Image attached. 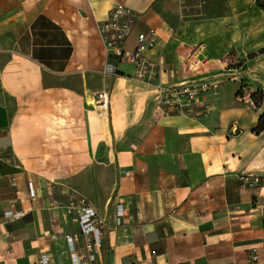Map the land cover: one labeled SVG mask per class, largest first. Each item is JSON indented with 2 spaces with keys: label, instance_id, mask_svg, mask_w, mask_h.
I'll list each match as a JSON object with an SVG mask.
<instances>
[{
  "label": "crops",
  "instance_id": "obj_1",
  "mask_svg": "<svg viewBox=\"0 0 264 264\" xmlns=\"http://www.w3.org/2000/svg\"><path fill=\"white\" fill-rule=\"evenodd\" d=\"M256 2L0 0V264H39L42 255L72 264L85 254L81 200L105 220L92 264H264V130L254 131L264 100L256 108L252 99L264 95V11ZM118 4L138 16L125 49L157 31L147 53L160 66L157 82L218 83L196 115L164 113L155 87L106 53L97 26ZM193 55L199 70L184 71ZM99 94L109 98L103 114Z\"/></svg>",
  "mask_w": 264,
  "mask_h": 264
},
{
  "label": "built area",
  "instance_id": "obj_2",
  "mask_svg": "<svg viewBox=\"0 0 264 264\" xmlns=\"http://www.w3.org/2000/svg\"><path fill=\"white\" fill-rule=\"evenodd\" d=\"M138 16L125 5L118 4L113 7L107 19L98 24L97 28L103 41L106 53L114 56L119 63L129 64L134 67V77L136 80L155 87L157 91L156 101L164 113L194 116L202 107V98L215 91L218 83L213 80H203L191 84L177 86H166L157 78L161 74L158 63L148 59L147 53L158 43L159 36L155 29H149L147 32H140L136 38V45L133 50L125 49V44L134 33ZM200 61L196 56L190 57L189 61L183 64L184 71L196 72L199 70ZM110 72L116 73L118 68L115 65H106ZM97 105L106 107L108 105V95L99 94L96 99ZM233 135L239 133L237 123L230 127ZM129 175V173H127ZM248 182V179H245ZM251 186L253 184L250 183ZM30 196H35L33 186L30 184ZM116 225L120 226L122 218L125 216V207L123 203H118L115 207ZM77 221L80 227L81 235L85 236V254L74 253L72 264L94 263V246H100L102 241V227L105 220L90 205L81 200V205L76 209ZM6 217L20 218V213L7 211ZM69 243L78 240V236H67ZM49 257L42 255L39 264H49ZM252 262H257L258 256L254 254L251 257Z\"/></svg>",
  "mask_w": 264,
  "mask_h": 264
},
{
  "label": "trees",
  "instance_id": "obj_3",
  "mask_svg": "<svg viewBox=\"0 0 264 264\" xmlns=\"http://www.w3.org/2000/svg\"><path fill=\"white\" fill-rule=\"evenodd\" d=\"M256 5L262 9L264 11V0H257L256 2ZM264 51L261 52V54H263ZM251 58H254V57H251ZM252 99L254 101V105L256 108H260L262 103H263V100H264V95L263 93L261 92H258V93H255L253 96H252ZM264 130V115H262L260 117V120H259V123H258V126L257 128L254 130L255 133L259 134L261 133L262 131Z\"/></svg>",
  "mask_w": 264,
  "mask_h": 264
},
{
  "label": "water",
  "instance_id": "obj_4",
  "mask_svg": "<svg viewBox=\"0 0 264 264\" xmlns=\"http://www.w3.org/2000/svg\"><path fill=\"white\" fill-rule=\"evenodd\" d=\"M99 152H102L104 153V156L102 158L99 159L100 162H103V161H107V153H108V149L105 147V144L104 143H101L99 145Z\"/></svg>",
  "mask_w": 264,
  "mask_h": 264
},
{
  "label": "rangeland",
  "instance_id": "obj_5",
  "mask_svg": "<svg viewBox=\"0 0 264 264\" xmlns=\"http://www.w3.org/2000/svg\"><path fill=\"white\" fill-rule=\"evenodd\" d=\"M74 11H75V9L72 12H74ZM78 18H80V17L78 16ZM76 19L77 18H75L74 21H76ZM241 65L243 66L242 63L239 66H241ZM94 105L96 106L98 113L103 114L104 111L107 112V106L106 107H102V105H97V104H94Z\"/></svg>",
  "mask_w": 264,
  "mask_h": 264
}]
</instances>
